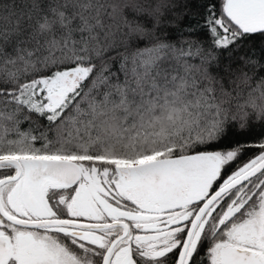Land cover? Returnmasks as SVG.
Here are the masks:
<instances>
[{"label": "snow or ice", "instance_id": "1", "mask_svg": "<svg viewBox=\"0 0 264 264\" xmlns=\"http://www.w3.org/2000/svg\"><path fill=\"white\" fill-rule=\"evenodd\" d=\"M0 264H264V0H0Z\"/></svg>", "mask_w": 264, "mask_h": 264}, {"label": "trees", "instance_id": "2", "mask_svg": "<svg viewBox=\"0 0 264 264\" xmlns=\"http://www.w3.org/2000/svg\"><path fill=\"white\" fill-rule=\"evenodd\" d=\"M217 3H218V0H217ZM192 9H193L194 11L197 10V9H196V5H195L194 3L192 4ZM200 11L202 12V10H200ZM185 22H187V21H185ZM201 38L203 39V36H202ZM246 158H247V157H246ZM246 158H245V159H246Z\"/></svg>", "mask_w": 264, "mask_h": 264}]
</instances>
